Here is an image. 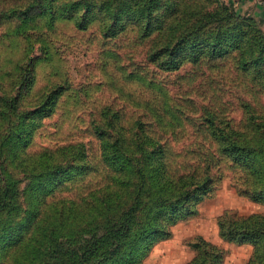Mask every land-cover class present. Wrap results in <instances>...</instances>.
<instances>
[{
	"label": "rangeland",
	"instance_id": "374dc122",
	"mask_svg": "<svg viewBox=\"0 0 264 264\" xmlns=\"http://www.w3.org/2000/svg\"><path fill=\"white\" fill-rule=\"evenodd\" d=\"M12 2L6 0V9L15 6ZM220 3L252 19L264 33L262 19L239 12L228 0ZM4 8L0 1V18ZM15 26L16 20L0 21L1 93L12 92L28 77L32 85L23 104L37 110L49 93L63 90L55 112L38 124L26 153L72 145L91 165L86 179L69 183L53 202L78 198L104 182L109 141L121 138L122 151L149 146L145 149L155 155L171 158L168 168L173 172L206 167L214 182L140 264H201L210 254L221 255L216 264H250L258 246L240 242L239 236L253 233V219L264 216V201L250 197L260 170L236 161L237 153L224 144L222 134L234 128L237 135L232 139L247 146L264 143V90L240 68L238 54L167 70L149 56L153 41L141 39L134 29L107 37L99 23L81 30L59 20L44 35ZM19 182L27 184L23 177ZM78 215L85 218L87 213ZM24 251H2L8 256L3 264H27Z\"/></svg>",
	"mask_w": 264,
	"mask_h": 264
},
{
	"label": "trees",
	"instance_id": "16d2710c",
	"mask_svg": "<svg viewBox=\"0 0 264 264\" xmlns=\"http://www.w3.org/2000/svg\"><path fill=\"white\" fill-rule=\"evenodd\" d=\"M0 1L5 7L0 21L16 20V29L23 25L42 35L59 20L81 30L99 23L107 37L134 29L141 39L153 41L149 56L167 70L238 54L240 68L264 90V33L220 0H14L8 9L6 0ZM27 79L12 92L0 88V264L8 257L2 251L17 247L25 248L27 264H140L158 241L171 235L183 211L191 213L211 190L209 168L175 173L168 168L169 156L155 155L145 145L138 147L142 151H122L117 137L107 143L103 156L109 167L104 182L78 198L55 203L52 199L69 183L89 176L91 165L72 145L26 153L38 124L55 112L63 94L52 91L37 110L26 108L25 91L32 85ZM224 133L222 141L237 153L236 161L259 167L250 197L264 201V143L236 141L234 128ZM83 213L85 218L78 215ZM253 221V233L240 234V242L258 246L250 264H264V216ZM210 256L198 263L216 264L221 257Z\"/></svg>",
	"mask_w": 264,
	"mask_h": 264
},
{
	"label": "crops",
	"instance_id": "0c3cea01",
	"mask_svg": "<svg viewBox=\"0 0 264 264\" xmlns=\"http://www.w3.org/2000/svg\"><path fill=\"white\" fill-rule=\"evenodd\" d=\"M241 13L258 17L264 22V0H228Z\"/></svg>",
	"mask_w": 264,
	"mask_h": 264
}]
</instances>
